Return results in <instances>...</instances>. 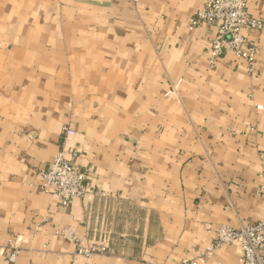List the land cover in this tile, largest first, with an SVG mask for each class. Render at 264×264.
Segmentation results:
<instances>
[{
  "label": "crops",
  "instance_id": "crops-1",
  "mask_svg": "<svg viewBox=\"0 0 264 264\" xmlns=\"http://www.w3.org/2000/svg\"><path fill=\"white\" fill-rule=\"evenodd\" d=\"M204 4L0 0V264L11 240L14 264H178L264 221V28L244 32L253 72L212 66L216 26L190 24ZM74 151L92 192L64 207L41 173Z\"/></svg>",
  "mask_w": 264,
  "mask_h": 264
},
{
  "label": "built area",
  "instance_id": "built-area-1",
  "mask_svg": "<svg viewBox=\"0 0 264 264\" xmlns=\"http://www.w3.org/2000/svg\"><path fill=\"white\" fill-rule=\"evenodd\" d=\"M190 24L193 27L215 25L217 28L207 47L210 65L217 64L227 53H232L246 62L249 71H254L258 48L249 43L244 32L263 30L264 21L248 12L246 0H205L204 7L191 17ZM74 134L72 129H65L66 136ZM78 157V151H74L70 159L60 152L49 168L41 173L43 192L59 200L64 207L92 192L88 186L89 174L75 164ZM62 236L68 237L67 231H63ZM228 245L239 248L240 264H264V221L240 229L222 226L216 240L206 251L195 259H185L178 264L204 263L215 250ZM21 251L20 242L11 240L5 253L6 264H14ZM79 254H88V251L80 249Z\"/></svg>",
  "mask_w": 264,
  "mask_h": 264
}]
</instances>
